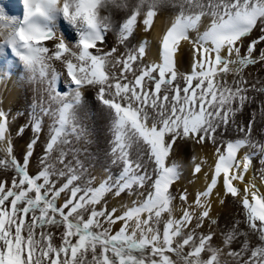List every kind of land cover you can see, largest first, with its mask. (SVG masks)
Returning <instances> with one entry per match:
<instances>
[{"label": "snow or ice", "instance_id": "obj_1", "mask_svg": "<svg viewBox=\"0 0 264 264\" xmlns=\"http://www.w3.org/2000/svg\"><path fill=\"white\" fill-rule=\"evenodd\" d=\"M0 82V264H264V0H0Z\"/></svg>", "mask_w": 264, "mask_h": 264}, {"label": "bare ground", "instance_id": "obj_2", "mask_svg": "<svg viewBox=\"0 0 264 264\" xmlns=\"http://www.w3.org/2000/svg\"><path fill=\"white\" fill-rule=\"evenodd\" d=\"M102 14H107V13H102ZM113 14H116V10L113 9ZM5 85L3 82H0V89H3ZM9 88H11V84L9 83L8 85ZM19 90H13L11 93L8 95V99H5L3 104H0V107H3L5 110L11 109L12 115L15 116L17 115V109H19V112L25 113V109L28 106V103H30V97L26 98L22 93L17 94ZM26 115V113H25ZM25 115L19 116V118L15 121H11L10 123L12 124L13 127L18 126L19 124L25 123ZM96 127H99V122H97ZM27 131L24 136V138H19L13 135V140L16 142V144L22 146L27 139ZM92 148H89V151H91ZM39 151V149H37ZM251 175V173H249ZM262 190H264V185L261 186ZM231 209L226 208V207H221L219 205H214V210H213V216H216L218 218V223L221 228H225L227 226V220L229 218Z\"/></svg>", "mask_w": 264, "mask_h": 264}]
</instances>
